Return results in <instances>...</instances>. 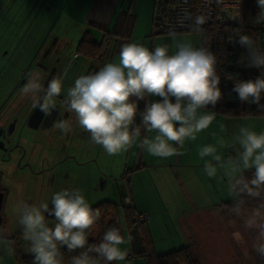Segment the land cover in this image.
<instances>
[{
	"label": "clouds",
	"instance_id": "obj_1",
	"mask_svg": "<svg viewBox=\"0 0 264 264\" xmlns=\"http://www.w3.org/2000/svg\"><path fill=\"white\" fill-rule=\"evenodd\" d=\"M256 3L259 12L254 22L259 24L264 22V0ZM239 16L237 12L232 18ZM206 22L205 15L186 11L179 27L202 35ZM168 37L171 45L165 43L152 49L138 42L123 44L118 61L79 75L66 89L63 107L74 114L79 128L89 134L90 143L101 146L109 156L127 152L134 144L162 159L183 155L180 149L185 142L196 141L198 134L216 119L217 113L208 109L209 105L215 108L222 98L216 54L208 47H197L181 38L175 27L169 29ZM236 42L246 49L240 62L262 71L255 80L237 81L232 91L241 102L264 110L260 103L264 96V48L242 30ZM76 59L78 54L72 55L62 74L48 80L47 86L39 73H28L20 92L30 98L33 110L39 109L49 116L58 109L57 99L65 92L64 80ZM152 96L161 99L146 103L145 109L138 112V101ZM52 126L64 134L72 131L71 121L63 116ZM220 130L225 131L223 124ZM142 132L154 135L142 137ZM213 136L216 144L201 146L198 151L199 158L204 160L203 171L211 179L219 177L226 181L233 201L228 211L235 217L229 223L232 239L245 245V234H250L252 251L264 261V131L240 126L231 139L217 137L215 133ZM218 148L232 149L234 155L225 156ZM248 172L250 176L246 175ZM13 212L21 228L20 238L33 255L31 264H114L128 257V249L121 245L132 237L125 239L118 227L107 228L98 243H89L101 212L92 207L79 188L54 192L50 202H20ZM46 214L54 217L53 223H49ZM65 247L68 252L80 251L66 261L61 251ZM0 253L15 254V241L9 239L2 227Z\"/></svg>",
	"mask_w": 264,
	"mask_h": 264
},
{
	"label": "crops",
	"instance_id": "obj_2",
	"mask_svg": "<svg viewBox=\"0 0 264 264\" xmlns=\"http://www.w3.org/2000/svg\"><path fill=\"white\" fill-rule=\"evenodd\" d=\"M26 1L36 6L31 12L32 18L38 15L36 22L46 23L42 27L37 24L35 31L44 28V32L36 37L34 46L27 48L26 72L20 74L18 64L11 61L14 72L5 75L3 62H8L14 48H4V33L0 32V86L4 76H7L10 80L8 83L14 87L11 92H20L30 72L39 73L47 86L48 80L62 74L72 55L78 54V59L73 61V67L64 80L65 92L57 99L58 109L45 116L39 109L33 110L31 107L26 117L34 149L43 144L52 152L55 151L50 161L54 167L62 169L49 172L45 177V186L42 185L40 189L34 186L29 191L19 189L16 182L0 170L2 228L5 225L7 236L10 238L18 233L16 219L13 218V208L18 203L50 202L54 192L64 188H79L92 207L103 202L116 205L125 239L129 236L122 216L126 200H129L137 215H147L149 219L145 223L155 254L159 253L156 240L160 239V247H175V242H181V246L196 248L200 252L194 257L198 264L206 261L208 253L221 264H242L243 248L251 244L252 237L245 234V245H238L232 239L233 228L229 227V223L235 217L228 211L233 201L227 193L226 181L219 177L211 179L201 171L204 160L199 158L198 151L201 146L216 144L213 131H217L220 122L227 127L231 121L239 122L240 125L243 121L225 119L217 114L210 127L198 134L196 141H190L189 147L184 145L180 149L183 155L162 159L149 155L138 144H134L127 152L109 156L101 146L90 143L89 134L79 128L74 114L67 112L62 105L66 89L73 85L75 78L98 71L106 63L118 61L123 44L154 32L156 0ZM3 5H6L4 0H0V13ZM125 34L129 36L125 37ZM86 37L96 44H103L101 56L95 61L84 58L78 51L81 40ZM147 99L155 102L161 98L152 96ZM60 116L71 121V132L64 134L52 126ZM144 135L154 134L143 133L142 137ZM193 144L196 148H193ZM226 150L218 148L225 156L234 155L232 149L229 153ZM35 158L37 155L32 156V160ZM195 167L199 171L192 176ZM126 171L129 172L127 175ZM56 172L59 173L56 175ZM121 247L128 249V255L131 253V241ZM6 261L7 264H19L14 257H6ZM114 264H146V259L133 257Z\"/></svg>",
	"mask_w": 264,
	"mask_h": 264
},
{
	"label": "rangeland",
	"instance_id": "obj_3",
	"mask_svg": "<svg viewBox=\"0 0 264 264\" xmlns=\"http://www.w3.org/2000/svg\"><path fill=\"white\" fill-rule=\"evenodd\" d=\"M4 3L6 5H3L4 7L0 13V32L4 33L2 44L4 48H14V53L11 55L8 62H3L4 75L14 72L12 65H10L12 63L18 64V67H20V74H24V72L27 70V48L34 46L36 37L38 35H42L44 32L42 31L44 28L36 32L35 26L40 24L42 27L46 23H44V21L39 23L36 22L38 15L32 18L31 12L36 6H32L26 0H4ZM37 14L39 13L37 12ZM54 30L56 31L57 28ZM179 36L181 38H187L193 43L194 46L199 47V40L195 34H183ZM134 42L142 43L149 49L165 43L169 45L172 43L168 36L163 34L157 35L155 31ZM11 61L13 62L11 63ZM9 81L10 80L7 79V76H4L2 80V86H0V91H2L0 93V170L4 175L9 177V179L12 178L16 182L15 184L19 187V189L29 191L34 186L40 189L42 185L45 186V177L50 174L49 172L53 170H61L62 168L57 166L54 167L51 163V159L55 155V151L52 152L50 149H48L49 147H46L43 144L37 147V149H34L35 146L31 141L32 137L30 136V127L27 124L26 118L29 111H31V101L26 96H19L18 94L21 92H18L17 90L15 93L11 92L12 88L14 87L8 83ZM236 119L243 121V124L240 125L238 124L239 122L231 121ZM231 120L230 124H227V127H225V131L221 132L220 125L222 122H220L218 124L217 131H213V133H215L217 137L223 136L225 139H231L233 131L235 130L237 132L240 126L247 127V125H249V128L252 131H264V118L262 117L232 118ZM246 122L249 123L246 124ZM232 126H235V129H232ZM185 145L189 147L190 141H187ZM193 148H196V145L194 146L193 144ZM229 150L230 149H227L226 152L229 153ZM33 155H37L35 160H32ZM179 169L181 170V168ZM182 169L185 170V168ZM198 171L199 168H196L192 173V176H194L196 172L198 173ZM252 171H254V169ZM58 173L59 172H56V175ZM21 177L22 180L19 181ZM217 183L219 182L217 181ZM46 217L49 219L50 224L53 223L52 220L54 217H48L47 215ZM13 218L16 219V230L20 234L21 228L17 222L18 218L15 214ZM116 221L117 217L115 213L112 212H109L104 217H101L93 231V236L89 237V239H92V241L89 243H98L107 228L117 227ZM5 233H7V231ZM160 241V239L156 240L159 252L156 254H166L187 246H181L179 245L181 242H175V247L169 245L160 247ZM27 247V244L21 239L19 247L15 246V254L13 256H7L3 253H0V257H5L4 259L1 258L0 264H7L6 257L33 256L27 251ZM188 248L190 249L193 258L199 255L200 252L196 248L191 246ZM62 249H66V247ZM243 251L242 264H257L258 258L252 251L251 244L244 246ZM3 260L4 263L2 262ZM201 264H221V262H217L215 258L210 257V254L208 253L206 261L202 262Z\"/></svg>",
	"mask_w": 264,
	"mask_h": 264
},
{
	"label": "trees",
	"instance_id": "obj_4",
	"mask_svg": "<svg viewBox=\"0 0 264 264\" xmlns=\"http://www.w3.org/2000/svg\"><path fill=\"white\" fill-rule=\"evenodd\" d=\"M241 2V20L237 23L226 24L222 27L216 26L211 30L204 31L199 37V47H208L218 58L217 72L220 76L219 87L222 91V98L216 104L215 108L208 106L209 110L215 111L218 115L227 119L232 118H249L262 117L264 118V110L258 108L255 104L241 102L238 99V94L232 91L237 81L255 80L261 75V69L250 68L245 63H241V57L246 55V49L240 46L236 39L238 33L242 30L243 34L251 35L257 40L259 45L264 48V22L255 23V17L259 12L256 0H240ZM154 31L156 29L154 28ZM158 33V32H157ZM161 34V33H159ZM87 36V35H86ZM118 36V34H115ZM125 37L129 34H125ZM103 44L94 43L87 37L83 38L79 44L78 51L84 58L89 60H97L101 56ZM174 100V98H173ZM148 99L138 101V112L145 109ZM261 104H264V96H262ZM207 110V109H206ZM141 122L139 114L136 117V123ZM143 134V132H142ZM129 172L126 171V175ZM246 175H251L250 172ZM93 208H99L101 217H104L109 212L115 213L117 217V227L120 228L122 234V226L120 216L115 204L111 202L100 203ZM124 224L129 232L131 239V255L132 258L146 259V264H198L192 257L191 251L188 247H182L178 250L157 255L153 252V242L149 235V230L145 222L136 220V212L131 206L124 207L123 213ZM100 217V218H101ZM15 241V246L19 247L21 243L20 234L16 233L10 237ZM92 241V239H91ZM89 241V242H91ZM65 254V259L79 253V249L75 252H68L67 249H61ZM33 256L14 257L19 264H31ZM257 264H264V261L257 260Z\"/></svg>",
	"mask_w": 264,
	"mask_h": 264
},
{
	"label": "built area",
	"instance_id": "obj_5",
	"mask_svg": "<svg viewBox=\"0 0 264 264\" xmlns=\"http://www.w3.org/2000/svg\"><path fill=\"white\" fill-rule=\"evenodd\" d=\"M241 2L240 0H156L154 8V28L158 33L168 36L169 29L175 27L178 35L196 34L187 27H179V22L184 13L190 12L193 15H205L206 24L204 31L211 30L216 26L222 27L226 24L237 23L241 20ZM240 16L233 19L236 13ZM127 206L130 202L126 200ZM148 216L138 214L137 221L147 222ZM131 253L127 260L131 259Z\"/></svg>",
	"mask_w": 264,
	"mask_h": 264
},
{
	"label": "water",
	"instance_id": "obj_6",
	"mask_svg": "<svg viewBox=\"0 0 264 264\" xmlns=\"http://www.w3.org/2000/svg\"><path fill=\"white\" fill-rule=\"evenodd\" d=\"M2 205H3V193L0 192V227H2V215H1ZM89 241H91V239H89Z\"/></svg>",
	"mask_w": 264,
	"mask_h": 264
},
{
	"label": "flooded vegetation",
	"instance_id": "obj_7",
	"mask_svg": "<svg viewBox=\"0 0 264 264\" xmlns=\"http://www.w3.org/2000/svg\"><path fill=\"white\" fill-rule=\"evenodd\" d=\"M0 192H1V191H0ZM2 223H3V222H2ZM5 224H6V222H5ZM6 225H7V224H6ZM3 229H4L5 232L7 231V229L5 228V225H4Z\"/></svg>",
	"mask_w": 264,
	"mask_h": 264
}]
</instances>
